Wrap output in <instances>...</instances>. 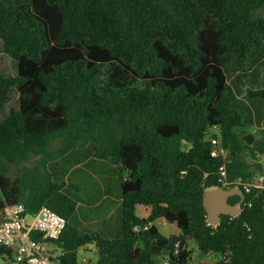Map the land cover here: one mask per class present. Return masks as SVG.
<instances>
[{
  "label": "trees",
  "instance_id": "16d2710c",
  "mask_svg": "<svg viewBox=\"0 0 264 264\" xmlns=\"http://www.w3.org/2000/svg\"><path fill=\"white\" fill-rule=\"evenodd\" d=\"M262 11L264 0H0V41L16 63L14 77L0 74V116L11 90L18 94V110L0 121V213L22 204L28 216L47 207L65 219L51 242L57 264H81L87 246L97 260L85 264H157L165 251L169 264H189L188 241L215 257L196 264H264V188L239 186L244 199L228 204L241 212L221 214L216 226L202 205L206 188L256 176L264 184V138L248 145L239 132L264 120V87H249L242 101L229 83L264 58ZM210 138L228 153V185ZM54 143L59 156L90 149L115 167L117 237L71 223L78 205L65 189L80 188L49 168ZM158 219L178 233L162 235ZM13 254L0 247L12 263Z\"/></svg>",
  "mask_w": 264,
  "mask_h": 264
},
{
  "label": "rangeland",
  "instance_id": "374dc122",
  "mask_svg": "<svg viewBox=\"0 0 264 264\" xmlns=\"http://www.w3.org/2000/svg\"><path fill=\"white\" fill-rule=\"evenodd\" d=\"M260 61L261 60L255 63H249L243 72L237 71L229 77V83L232 86H238L240 92L239 99L242 101L245 100V91L249 87H264V64ZM0 74L7 78L16 75V63L3 51L2 41H0ZM255 75L258 76L256 81L254 80ZM12 109L18 110V94L15 89H12L10 92L9 100L3 114L0 116V121H2ZM239 132H243L245 136L253 135L254 139L264 138V130L257 129L255 125L243 123L242 127L239 128ZM210 133L216 134V128L211 129ZM51 147L54 158L51 163L48 164L49 168L63 174L61 178H63L67 184H73L80 188L79 193L71 189H65V193L74 199L78 205V210L72 219L76 227L81 228L84 225L83 222L86 220V216L90 223H92L94 219L100 218L103 212L109 210V205L116 207L115 209L117 212L119 211L121 197L120 193L116 192L119 188V178L116 174L115 167L106 162L94 159L91 156L90 149L76 150L64 156H59L60 154L56 152L58 149L57 143L52 144ZM140 213L141 217H143L141 210ZM27 220L29 221L30 218L27 217ZM155 225L162 235L170 236L172 234V232L166 231L167 228L162 226L160 222H155ZM173 230L176 234L178 233L177 228L174 227ZM187 248L192 252L189 264H196L200 260H205L209 263L215 261L213 255H202L192 241L187 242ZM57 251L56 249L54 257H58ZM84 255H86V257L91 256L90 252L85 251V249L80 250L78 253V261L81 264L86 263L81 260ZM14 256L13 254V261ZM92 256L94 255L92 254ZM95 256L92 257L93 261L97 259L96 254ZM167 260V258L159 259L157 264H164ZM0 264L13 263L9 260L0 258Z\"/></svg>",
  "mask_w": 264,
  "mask_h": 264
},
{
  "label": "built area",
  "instance_id": "2783aa9c",
  "mask_svg": "<svg viewBox=\"0 0 264 264\" xmlns=\"http://www.w3.org/2000/svg\"><path fill=\"white\" fill-rule=\"evenodd\" d=\"M210 143L212 146L210 156L220 158L222 161L218 169V180L228 185L226 183L228 153L222 148L219 138H210ZM233 185L232 189L240 190L239 186H241L246 193L251 192L252 188L258 190L264 188L262 176H256L249 183L236 181ZM27 217L30 218L29 221ZM65 225V219L47 207H42L35 215L28 216L22 204L6 206L0 213V247L12 250L15 248L14 264H57L56 260L50 258L47 247L52 244L51 242L59 239ZM32 232L41 234V239H32L30 237ZM164 264H169V261Z\"/></svg>",
  "mask_w": 264,
  "mask_h": 264
},
{
  "label": "crops",
  "instance_id": "0c3cea01",
  "mask_svg": "<svg viewBox=\"0 0 264 264\" xmlns=\"http://www.w3.org/2000/svg\"><path fill=\"white\" fill-rule=\"evenodd\" d=\"M258 15L264 17V11L262 12H259ZM261 63L264 64V58L263 59H260ZM245 76V75H244ZM256 79H258V76L255 75L254 76V80L256 81ZM257 129H263L264 130V120L261 122L260 124V127H257L255 126ZM119 193V188H118V191H116ZM109 194V193H108ZM111 207V208H110ZM120 207V205H119ZM116 207L114 206H111L109 205V210H106L105 212H103L102 216L98 219H94L92 221V223H90V221L88 220L87 216H86V220L83 222V226L81 228L79 227H76L74 224H73V221L74 220H71V223L78 229L79 232H82V233H97L99 234L100 236L104 237V238H109V239H112V238H115L117 237L118 235V232H119V221H120V213L119 211L117 212V210L115 209ZM78 209V208H77ZM113 209V210H112ZM140 210L142 211V215L143 217H141V213H140ZM149 212H150V209L149 208H143V207H137L136 208V214L137 216H139L140 218H146L148 215H149ZM140 213V214H139ZM76 214V213H75ZM74 214V215H75ZM74 217V216H73ZM73 219V218H72ZM156 223H161L162 226L166 227L167 230L166 231H169V232H172L171 235H175L176 233L174 232L173 228L176 226L175 225H172V224H168L164 219H158L155 221ZM92 225V227H91ZM91 227V228H90ZM159 230V229H158ZM160 232V231H159ZM161 233V232H160ZM162 234V233H161ZM165 236V235H164ZM165 237H168L167 235ZM48 253L50 254V258L52 260H56L57 257H54V252H56V249L58 250V254L57 256H59L60 254V250L54 245V244H49L48 247ZM85 251H88L90 252L91 256L89 257H86V255H84L81 260L85 263V262H88V263H91V262H96L93 261L92 257L95 256L96 254V248L93 247V246H87L85 248ZM92 254L94 256H92ZM96 257V256H95ZM4 260H6V257L2 256L0 257ZM14 264V263H13Z\"/></svg>",
  "mask_w": 264,
  "mask_h": 264
},
{
  "label": "water",
  "instance_id": "95a60500",
  "mask_svg": "<svg viewBox=\"0 0 264 264\" xmlns=\"http://www.w3.org/2000/svg\"><path fill=\"white\" fill-rule=\"evenodd\" d=\"M244 140L248 145H251L254 141L253 135H247L244 137ZM118 168H121V164L117 165ZM132 178V174L130 175ZM232 196H239L241 199L244 198L242 191L238 189H225L223 187H209L206 188L203 192V201L202 205L207 214V223L212 226H216L220 222V215H230L236 217L241 212V204L231 206L228 204V198ZM15 250V248H13ZM164 256L170 260L171 255L166 251L163 253Z\"/></svg>",
  "mask_w": 264,
  "mask_h": 264
}]
</instances>
